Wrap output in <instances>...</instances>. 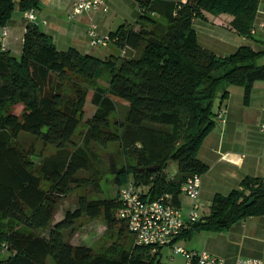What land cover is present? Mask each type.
I'll return each instance as SVG.
<instances>
[{
    "label": "trees",
    "instance_id": "obj_1",
    "mask_svg": "<svg viewBox=\"0 0 264 264\" xmlns=\"http://www.w3.org/2000/svg\"><path fill=\"white\" fill-rule=\"evenodd\" d=\"M136 1L142 9V28L134 31L123 25L110 36L122 51H141L137 58L102 61L75 50L59 52L33 23L26 27L20 57L0 49V224L6 226L0 230V254H7L0 264H161V253L151 255L144 247L113 245L107 252L95 254L89 247L64 241L62 233L82 217L101 218L110 231L120 227L122 235L127 225L116 215L118 197L116 201L81 197L77 209L50 228L70 187L88 182L77 177L90 168L87 155L82 151L67 155L83 121L87 98L83 85L103 72L109 74L107 91L98 88L93 94L91 103L96 110L85 123L83 142L119 144L133 161L131 169L119 175H135V185L148 187L144 198L156 200L169 194L177 206L176 197L185 180L207 172L198 152L215 128L217 99L223 102L228 88L241 87L247 105L254 83L264 82V64L257 63L264 48L261 52L240 48L220 58L198 45L192 27L193 20L202 19L204 13L227 15L232 32L255 40L251 31L260 0ZM40 8L39 0H24L19 5L22 13ZM13 10L14 0H0V28ZM71 76L65 88L63 82ZM108 95L128 104L122 122L111 124L115 107ZM9 104H20L21 113L8 110ZM20 134L55 148L58 156L36 168L34 152L17 142ZM171 163L177 173L169 178L165 170ZM153 167L157 169L150 171ZM118 184L120 188L127 183ZM261 216L264 178L246 177L226 196H215L209 213L190 224L176 241L193 234L221 233ZM46 229V237L37 235Z\"/></svg>",
    "mask_w": 264,
    "mask_h": 264
},
{
    "label": "crops",
    "instance_id": "obj_2",
    "mask_svg": "<svg viewBox=\"0 0 264 264\" xmlns=\"http://www.w3.org/2000/svg\"><path fill=\"white\" fill-rule=\"evenodd\" d=\"M22 1L24 0H14L12 16L2 27L7 28L8 32L7 51L17 58L22 53L26 27L31 23L25 18L26 12L19 10ZM157 1L185 3L187 0ZM39 2L41 8L35 12L36 22L33 24L38 25L52 39L57 51L75 50L102 61L109 57H122V52L126 50L135 53L129 49L122 51L114 43L104 48L90 47L87 32L91 25H95L102 36H110L123 25L139 31L143 25L140 22L142 9L136 0H105L106 12L89 11L75 18L69 17L73 0ZM154 18L162 21L159 16L155 15ZM230 21L231 18L227 15L213 16L208 13H204L202 19H194L192 27L198 45L220 58L232 55L240 48H249L256 52L263 50L264 28L261 25H264V0H260L255 20V40L232 32L229 28ZM215 106V114L220 109H226L225 123L216 120L215 128L199 148L198 159L207 166V172L200 176V217L209 213L215 196H226L244 178H264L263 135L260 131V125L264 124V82L254 83L247 105L243 103V89L230 87L227 99L220 102L218 98ZM176 173L175 169L171 175H166L171 178ZM144 189L146 195L148 187L144 186ZM176 199V207L179 208L183 220L187 221L192 203L181 189ZM187 240L191 241L193 247L189 251H205L220 259L232 249L237 255L264 262V216L248 218L221 233L193 234L190 238L183 237L175 243L183 245ZM223 264L228 262L223 261Z\"/></svg>",
    "mask_w": 264,
    "mask_h": 264
},
{
    "label": "rangeland",
    "instance_id": "obj_3",
    "mask_svg": "<svg viewBox=\"0 0 264 264\" xmlns=\"http://www.w3.org/2000/svg\"><path fill=\"white\" fill-rule=\"evenodd\" d=\"M3 29V28H2ZM0 28V33L2 32ZM141 54V51L132 53L128 50L124 52L123 57L137 58ZM258 65L264 64V56L258 60ZM72 80V76L66 79L63 84L64 87H68V83ZM109 80V74L103 72L99 74L92 83L83 85L87 90V98L84 107L83 121L75 135L72 138L73 145L68 147L67 155L82 151L87 155L90 161V168L88 171L79 172L77 177L80 179L88 180L85 184L72 185L70 187L69 194L62 199L58 204L53 222L50 228L57 222L61 221L67 212H72L78 207V200L84 197L88 201L92 200H115L118 197L119 181H126V183H135V175L129 174L126 176L119 175L120 172H125L131 169L133 165L132 159L124 154L120 149V145L117 143L100 146L95 143H84L82 140V133L86 128V121L92 118L96 108L92 105L91 100L96 89L100 88L107 91ZM114 103V113L110 116L111 124L116 122H122L128 111V104L120 99L108 95ZM216 107V106H215ZM8 110L16 114H20L22 106L20 104H9ZM18 144L25 150H32L34 152V162L36 168L47 159L58 156V152L53 147H45L42 142L30 135L20 134L17 140ZM65 159V156L62 157ZM177 170L176 166L171 163L165 170V173L171 175L174 170ZM44 184V188H47ZM5 224H0V230H5ZM119 228L114 230H108L106 223L101 218L89 219L82 217L74 222L73 227L62 233L63 239L73 246H85L89 247L95 254H102L107 252L113 245L124 249H130L134 242L128 230L125 228L121 231L122 235L119 236ZM49 229L37 232L38 236L46 237ZM176 246L182 247L186 251L192 247L190 240L185 243L178 244ZM7 254H0V260H4ZM4 258V259H3ZM161 264H185V260L181 255H176L171 252L170 249H163L159 257ZM221 260L233 264L239 260L249 259L244 255H237L235 250L230 249L226 252L225 257H221ZM229 260V261H227ZM236 260V261H235ZM48 264H50L48 262Z\"/></svg>",
    "mask_w": 264,
    "mask_h": 264
},
{
    "label": "built area",
    "instance_id": "obj_4",
    "mask_svg": "<svg viewBox=\"0 0 264 264\" xmlns=\"http://www.w3.org/2000/svg\"><path fill=\"white\" fill-rule=\"evenodd\" d=\"M102 11L106 12L105 0H73L70 18H75L84 12ZM25 18L31 23L36 22L35 12L33 10L25 13ZM264 28V25H261ZM255 33V29L251 34ZM90 47H107L114 43L116 39L111 36H102L99 34L95 25H91L87 32ZM7 28H3L0 33V49L7 51ZM124 55V52H122ZM226 109H220L216 120L225 123L224 116ZM260 131L263 135L264 149V124L260 125ZM200 176H189L182 188V193L188 197L192 203V210L188 215V220H183L179 208L172 204V197L169 194L162 195L156 200L144 198L145 189L142 185L127 183L119 188L118 201L120 208L116 215L127 225V230L133 238L134 245L144 247L150 250L151 255L161 253L163 249H170L173 254L181 255L185 264H223V261L211 256L205 251H186L182 247L176 246V239L182 232L188 229V226L197 222L201 217L199 215L200 204L198 202L200 195ZM6 251L5 245H2V252ZM237 264H264L260 259L239 260Z\"/></svg>",
    "mask_w": 264,
    "mask_h": 264
},
{
    "label": "water",
    "instance_id": "obj_5",
    "mask_svg": "<svg viewBox=\"0 0 264 264\" xmlns=\"http://www.w3.org/2000/svg\"><path fill=\"white\" fill-rule=\"evenodd\" d=\"M155 169H157V167L150 168L149 170H150V171H153V170H155Z\"/></svg>",
    "mask_w": 264,
    "mask_h": 264
}]
</instances>
